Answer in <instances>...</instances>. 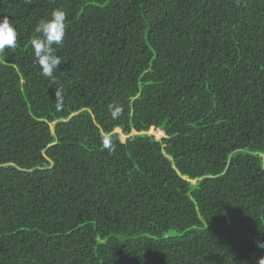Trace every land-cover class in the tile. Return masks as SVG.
Returning a JSON list of instances; mask_svg holds the SVG:
<instances>
[{
    "label": "trees",
    "instance_id": "trees-1",
    "mask_svg": "<svg viewBox=\"0 0 264 264\" xmlns=\"http://www.w3.org/2000/svg\"><path fill=\"white\" fill-rule=\"evenodd\" d=\"M55 8L53 81L30 41ZM0 16L18 32L0 58V264H257L264 0H0Z\"/></svg>",
    "mask_w": 264,
    "mask_h": 264
},
{
    "label": "clouds",
    "instance_id": "clouds-1",
    "mask_svg": "<svg viewBox=\"0 0 264 264\" xmlns=\"http://www.w3.org/2000/svg\"><path fill=\"white\" fill-rule=\"evenodd\" d=\"M66 15V12L62 9H53L47 19H41L37 22L34 28L36 35L30 41V47L32 49L33 56L37 66L41 69L42 76L50 78L53 81H55V72L58 71L60 66L64 63L60 56L57 55L56 47L54 46L58 47L64 41L67 27ZM17 38L18 32L10 21L9 17L0 16V58H4L16 48ZM53 94L55 108L57 111H60L64 106L63 91L59 89H53ZM108 109L111 117L114 119L118 118L123 111L122 106L118 104H110ZM116 129L114 131H116ZM118 129L120 131L116 132H121V129ZM147 133L151 134L149 133V130ZM163 136H165L164 133L162 137ZM122 137L125 138L124 135L120 136L121 139ZM124 138L122 140H124ZM103 144L104 147L108 148L109 150L113 148L110 139L103 140ZM256 246L264 250V241H257ZM257 264H264V256L258 259Z\"/></svg>",
    "mask_w": 264,
    "mask_h": 264
},
{
    "label": "rangeland",
    "instance_id": "rangeland-1",
    "mask_svg": "<svg viewBox=\"0 0 264 264\" xmlns=\"http://www.w3.org/2000/svg\"><path fill=\"white\" fill-rule=\"evenodd\" d=\"M152 128H153V127H152ZM150 129H151V128H150ZM150 129H149V133L153 134V135L155 136L156 139H159V138L162 137L163 132H161V135H157V134H156V130H157V129H155V131H152V130H150ZM116 131H119V129L117 128ZM123 138H124V137H122V139H123Z\"/></svg>",
    "mask_w": 264,
    "mask_h": 264
},
{
    "label": "bare ground",
    "instance_id": "bare-ground-1",
    "mask_svg": "<svg viewBox=\"0 0 264 264\" xmlns=\"http://www.w3.org/2000/svg\"><path fill=\"white\" fill-rule=\"evenodd\" d=\"M150 128H151L150 130L155 131L154 128H152V127H150ZM119 131H120V130H119ZM161 132H162V131H161L160 129H157V130H156V134H157V135H161Z\"/></svg>",
    "mask_w": 264,
    "mask_h": 264
},
{
    "label": "water",
    "instance_id": "water-1",
    "mask_svg": "<svg viewBox=\"0 0 264 264\" xmlns=\"http://www.w3.org/2000/svg\"><path fill=\"white\" fill-rule=\"evenodd\" d=\"M135 133H136L135 131L132 132V134H135Z\"/></svg>",
    "mask_w": 264,
    "mask_h": 264
}]
</instances>
